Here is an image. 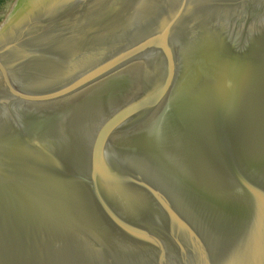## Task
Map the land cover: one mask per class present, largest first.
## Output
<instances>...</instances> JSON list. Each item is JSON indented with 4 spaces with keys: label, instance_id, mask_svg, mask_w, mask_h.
I'll return each mask as SVG.
<instances>
[{
    "label": "water",
    "instance_id": "water-1",
    "mask_svg": "<svg viewBox=\"0 0 264 264\" xmlns=\"http://www.w3.org/2000/svg\"><path fill=\"white\" fill-rule=\"evenodd\" d=\"M0 264H264V0H14Z\"/></svg>",
    "mask_w": 264,
    "mask_h": 264
},
{
    "label": "rangeland",
    "instance_id": "rangeland-1",
    "mask_svg": "<svg viewBox=\"0 0 264 264\" xmlns=\"http://www.w3.org/2000/svg\"><path fill=\"white\" fill-rule=\"evenodd\" d=\"M14 0H0V20L5 16Z\"/></svg>",
    "mask_w": 264,
    "mask_h": 264
}]
</instances>
